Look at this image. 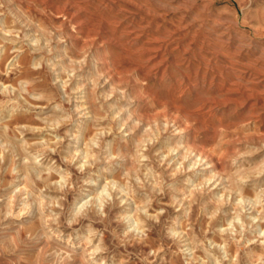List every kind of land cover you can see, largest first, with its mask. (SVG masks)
<instances>
[{
  "label": "clouds",
  "instance_id": "9594fccd",
  "mask_svg": "<svg viewBox=\"0 0 264 264\" xmlns=\"http://www.w3.org/2000/svg\"><path fill=\"white\" fill-rule=\"evenodd\" d=\"M240 2L251 32L242 28L240 18L235 16L228 20L198 18L197 0H148L143 11L149 17L166 14L172 19L182 18V26L203 30L214 44L224 50L233 49V56L239 57L254 47L253 41L262 35L260 27H264V17L251 9V0ZM9 4L11 0H0V57L6 51L5 45L14 46L7 72L27 52L31 57L29 68H46L53 77L52 86L60 92L58 102L53 103L44 94L29 92L28 81H20L15 88L0 82V125L28 114H34L33 118L42 125H19L11 135L9 128L0 127V189H8L11 198L18 201L20 215L33 209L39 211L40 226L36 231L47 242L38 250L34 264H39L41 257L48 258L50 264L72 261L76 254L74 239L83 248V264H108L103 256L108 252L103 233L92 224L108 220L113 209L119 211L109 224L122 227L119 231L113 228L111 235L120 246L142 244L154 227L161 226L163 238L178 249L173 255H181L184 264H242L241 252L250 258L246 251L249 245H264V156L259 168L246 166L247 157L264 153V141L251 145L247 137L238 136L233 141L234 151L225 154L226 171H217L216 165L185 139L187 129L177 126L176 120L187 117L177 113L175 119L145 122L135 107L137 97L127 83L138 79L134 70L125 80L114 83L111 74L101 67L98 51L91 47L80 51L79 56L67 57L71 37L64 32L63 24L42 26L20 8L9 11ZM77 28V24H70L71 33H76ZM257 53L256 59L264 60V47ZM29 98L49 100L50 113L39 114L43 109L30 103ZM27 133L42 135L29 141ZM85 133H90L87 138ZM158 143L161 146L153 151ZM122 145H131L135 151L129 153ZM61 151V160L75 169L78 179H73L72 171L49 159L50 154ZM128 160L131 165L124 167ZM116 168L120 169L119 179ZM71 192L75 195L65 207ZM210 204L215 205L211 210ZM194 205L209 225L207 230H200V235L189 222ZM169 208L178 215L169 216L161 224ZM11 216L13 212L9 211L7 217ZM217 217H222L223 222L213 227ZM81 220H87V226L73 228ZM65 226L72 229L68 235L61 230ZM209 233L219 241L209 238ZM26 238L33 239V233ZM21 243L17 231L9 242L11 252ZM233 245L237 248L235 255L230 252ZM164 251L161 244L138 259L141 264H156L148 257L159 256L160 264H167L160 255Z\"/></svg>",
  "mask_w": 264,
  "mask_h": 264
},
{
  "label": "rangeland",
  "instance_id": "374dc122",
  "mask_svg": "<svg viewBox=\"0 0 264 264\" xmlns=\"http://www.w3.org/2000/svg\"><path fill=\"white\" fill-rule=\"evenodd\" d=\"M146 6L148 0H11L8 8L11 12L22 9L42 26L63 24L64 32L71 37L67 57L79 56L80 51L91 47L94 52L98 51L101 67L111 74L114 83L125 80L128 73L134 70L138 79H129L127 83L130 92L137 97L135 107L145 122L175 119L177 113L187 117V120H176L178 127L187 129L185 139L204 153L216 165L217 171H226L225 154L234 151L233 141L238 136L247 137V143L251 145L264 141V60L256 59L257 49L264 47V27L256 25L260 27L262 35L254 39V47L234 57L233 49L224 50L214 44L211 36L203 30L182 26V18L172 19L166 14L146 16L143 11ZM250 7L264 17V0H251ZM233 16L240 18L242 28L252 31V27L243 19L240 0H197L198 18L228 20ZM70 24L78 25L76 33L70 32ZM12 47L5 45L6 51L0 57V82L15 88L20 81H28L29 92L44 94L53 103L58 102L60 92L52 86L53 77L46 68L32 71L29 68L31 57L27 52L20 57L18 65L7 72L8 62L13 55ZM30 103L43 109L39 114L50 113L49 100H30ZM33 116L18 115L0 127L9 128L11 135L19 125L42 126ZM190 123H194V127H189ZM88 134L85 133V138ZM41 135L27 133L26 138L33 141ZM136 135L138 138L139 131ZM160 146L159 143L155 145L153 151ZM121 147L129 153L135 151L131 145ZM62 154V151L50 154L49 159L72 171L73 179H78L79 174L75 169L69 168L61 160ZM261 156L264 153L247 157L246 166L259 168ZM130 165L131 160H128L123 166ZM115 174L119 179V168L115 169ZM52 179L57 177L53 176ZM261 180L264 181V177ZM246 191L250 194V190ZM74 195V192L67 195L65 207L70 205ZM167 202L168 197H165L164 204ZM153 207L158 206L154 204ZM213 207L215 205L210 204L209 210ZM9 211L13 212V216L7 217ZM21 211L18 201L11 198L10 191L0 189V264H34L38 250L46 246L47 242L36 231L40 226L39 211L33 209L20 215ZM118 211L113 209L108 220L92 224L93 228L103 233V241L108 248L103 256L108 259V264H141L138 257L147 256L148 252L158 249L161 244L165 251L160 255L164 256L167 264H184L181 255H173L178 249L163 238L161 226L154 227L148 240L142 244L120 246L118 240H113L111 230L116 228L119 231L122 226L109 224ZM198 211L194 205L189 222L193 224V231L200 235V230H207L209 225L207 218L199 216ZM175 215L178 214L169 208L166 215L161 217V224L169 216ZM63 219L61 217V222ZM222 222L223 218L217 217L212 226H220ZM87 224V220H81L73 228ZM106 225L108 230H105ZM61 230L65 235L72 232L66 226ZM17 231L23 243L12 253L9 242ZM28 233H33L34 238L27 239ZM208 235L219 241V237H212L211 233ZM73 244L76 254L67 264H83L80 241L74 239ZM246 251L250 253V258L244 257L241 252L242 264H264V245L252 244ZM230 252L236 254L235 245ZM153 259L160 264L159 256L148 257V260ZM39 264H50V260L41 257Z\"/></svg>",
  "mask_w": 264,
  "mask_h": 264
}]
</instances>
